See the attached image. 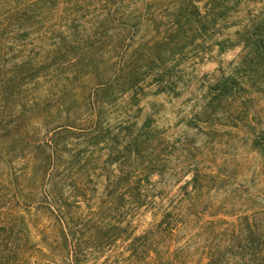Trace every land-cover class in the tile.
I'll use <instances>...</instances> for the list:
<instances>
[{"label":"rangeland","instance_id":"1","mask_svg":"<svg viewBox=\"0 0 264 264\" xmlns=\"http://www.w3.org/2000/svg\"><path fill=\"white\" fill-rule=\"evenodd\" d=\"M14 1L0 0V79L13 77L16 82L8 84L13 86L5 100L0 92V185L19 183L15 175L25 163L20 156L49 155L56 142L83 149L68 125L62 129L73 121L65 117H81L90 97L109 95L103 84L113 78L118 62L130 60L144 81L135 97L126 89L114 106L106 107L100 122L109 125L111 139L102 138L89 148L98 172L100 219L110 214L125 229L115 231L101 257L86 264H101L106 257L108 264H208L213 257L234 264L228 242L210 248L216 232L231 230L232 223L239 228L248 220L264 234V62L256 60L251 69L241 66L244 51L236 34L264 13V0H219L226 18L217 31L210 28V0H19L30 16L22 23L9 19ZM193 5L209 29L184 16L183 50L166 47L160 59H151L145 49ZM26 73L34 74L29 84L21 80ZM222 78L236 80L230 86L234 90L208 103L210 87ZM165 81H170V91L164 89ZM149 115L165 139L155 152L161 153L162 163L158 170L143 171L154 154L141 147L135 172L120 163L129 155L123 136L128 135V123L139 128ZM109 153L112 162L106 166ZM107 169L114 175L115 195L122 196L116 204L107 205ZM127 172L149 180L143 182L147 186L139 208L130 203L136 192L125 184ZM194 175L197 180L192 182ZM17 187L23 195H18L19 207L11 214L3 207L0 221L17 218L24 227L22 264H73L62 234L47 220L50 212L39 205L43 186ZM45 189L53 206L65 213L67 207L55 194L56 182H48ZM164 209H173L174 226L157 233L164 245L162 257L151 252L134 260L129 247L133 235L159 224ZM209 222H217L216 228Z\"/></svg>","mask_w":264,"mask_h":264},{"label":"trees","instance_id":"2","mask_svg":"<svg viewBox=\"0 0 264 264\" xmlns=\"http://www.w3.org/2000/svg\"><path fill=\"white\" fill-rule=\"evenodd\" d=\"M21 1H14L8 9L9 19H16L17 22L22 23L30 20L28 13V6H21ZM209 15L211 18L212 29H215L226 18L223 12V5L219 0H210ZM14 10V11H13ZM190 16L192 20L197 22L201 28L209 26L208 23L203 22V16L201 15L198 7L193 5L192 9L185 11L183 14H179L177 21L171 28L164 31L163 36L156 40L154 44L145 49L146 54L152 56L151 59H160V52L164 51L166 47H172V51L181 52L183 45L181 41L187 38L184 24H181V18L184 16ZM107 18L104 19L106 21ZM253 23L244 27V31L236 32L238 41L242 44L244 54L241 58V66L247 64L250 69L255 65L256 60L264 62V13L255 19L251 20ZM210 23V25H211ZM209 29V27H208ZM216 30V29H215ZM217 31V30H216ZM236 44V43H233ZM232 44V45H233ZM162 50V51H161ZM256 61V62H255ZM130 60L125 62H118L117 70L113 78L104 83L102 87H107L109 95L103 97V99H94L90 97L91 102L86 105L84 114L80 116H72L68 114L65 118H73L71 124H65L62 129L66 128V125L71 129V136L76 138L77 142L81 141L85 145L83 149L67 148L60 146L59 143H54L51 146L49 155H43L41 152L31 153L30 156H20L24 159V167L21 168V172L16 177L18 184L11 187L0 185V216L5 211L9 214L17 207H19L18 195L23 198V195L19 193L17 185L24 186L28 184L34 187L37 183L43 186L44 200L39 201V205L43 209L50 212L49 219L53 220V226L57 227V230L62 234L64 240L63 246L68 256H70L73 264H86L88 261L97 260L101 257V254L105 251L106 246L113 242L117 234L124 232L125 229L122 223L115 220L114 217L105 216L104 218L99 216L98 208V172L95 167V159L89 152V148L94 147L98 141L102 138L110 140L109 125L100 122L102 115L107 111V106L115 105L119 99L118 93H124V90L133 91V97L137 95V90L140 89L139 84L144 81L137 73L133 72L130 66ZM243 68V69H244ZM6 79V78H5ZM34 79V74L26 73L21 77V80L25 83H30ZM228 79V80H226ZM231 79V78H230ZM18 80V79H16ZM163 79H157L159 82H163ZM214 87H210L213 95L209 99V102L217 101L220 96H227L234 90L230 86H235L237 81L229 78H222L216 80ZM15 83L13 77L4 81L0 79V92L1 98L6 99L9 95L8 88L13 85L9 83ZM164 89L170 91V81H165ZM112 98V99H109ZM112 106V107H113ZM139 116H133L134 120H137ZM150 115L144 119L143 125L139 128H135L136 123H128L127 134L123 136L124 140H127L125 153H129L128 156L124 155L120 163L124 166H128L129 169L137 171L136 166L133 165L135 160L139 156L141 147L151 149L154 157L147 159L145 169L143 171H155L158 170V166L162 163V155L160 152L155 153L161 147L164 142V137L158 135V131L154 125L151 124ZM69 122V121H68ZM62 127V126H61ZM158 140V141H157ZM77 143V144H78ZM77 144H73L76 147ZM154 158V159H153ZM106 166L112 162L110 153L106 159ZM145 161L141 160L142 166ZM122 165V166H123ZM123 166V167H124ZM107 168V167H105ZM108 170V169H107ZM142 172V171H141ZM106 177L107 181V205L118 203V199L114 192V184L111 179L112 172ZM125 184H128L132 190L136 193L131 194L132 203L134 208H139L143 205L140 201L143 188L146 187L149 180L145 177L143 179L130 177V172L124 174ZM134 177V180H133ZM197 180L196 175L191 179L192 182ZM191 181H187L189 184ZM48 182H56V193L59 195L62 202L67 207V211L63 213L59 208L53 206V197L46 192L45 185ZM133 185V186H132ZM27 198H32L28 193ZM31 200V199H30ZM13 201H16L13 203ZM3 207H6L3 209ZM49 207H53L50 209ZM37 209V208H36ZM110 211L111 207H107ZM173 209H164L162 212L163 219L159 224H153L152 228L146 230L139 236L133 235V240L129 244L132 258L139 260L140 257H148L151 252H155L156 256L161 258L162 253L160 247H164L163 243L157 238V233L163 229L166 231L168 228L172 229L173 224ZM110 216V221L109 220ZM70 218V222L67 220ZM43 222L40 221L39 224ZM211 226L216 228L217 222H209ZM42 224L43 229H47L48 226ZM215 224V225H214ZM56 225V226H55ZM72 225H74L72 227ZM165 225V227H164ZM23 230L24 227L19 224L17 218H6L0 221V264H22V259L19 257L24 253L21 248L25 245L23 243ZM263 232V231H262ZM258 229L256 224H250L248 220L242 222V226L236 228L232 223L231 230L226 228L223 231L218 230L214 238L213 243H210V248L215 246H221L222 243L228 242L229 252L235 259L234 264H264V234ZM219 254L221 252H218ZM213 257V256H212ZM110 259L106 257L101 264H108ZM226 260H219V258L213 257L208 264H224ZM133 263V261H132ZM29 264V262H28Z\"/></svg>","mask_w":264,"mask_h":264}]
</instances>
